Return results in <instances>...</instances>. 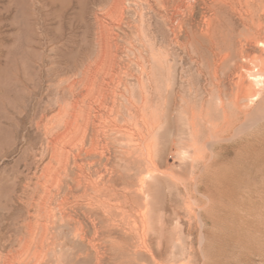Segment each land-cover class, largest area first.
<instances>
[{
    "label": "bare ground",
    "instance_id": "1",
    "mask_svg": "<svg viewBox=\"0 0 264 264\" xmlns=\"http://www.w3.org/2000/svg\"><path fill=\"white\" fill-rule=\"evenodd\" d=\"M93 3L101 7L94 13V51L89 44L77 48L74 35L62 33L43 59L49 99L35 119L42 136L34 158L41 156L42 177L56 185L34 199L37 214L31 217L37 220L27 223L26 244L31 250L36 241L32 256L16 253L12 264H65L68 239L55 238L68 233L93 264H120L126 248L135 256L153 255L151 185L170 180V169L160 163L168 153L159 140L168 122L161 105L168 110L181 99L179 119L193 135L194 161L203 157L204 123L212 131L214 157L220 122L244 120L264 132V0ZM158 72L167 74L166 85L159 84ZM188 76L195 79L186 82L192 103L179 95L187 87L178 77ZM164 90L170 100L156 101L152 93ZM28 147L35 145L29 140Z\"/></svg>",
    "mask_w": 264,
    "mask_h": 264
},
{
    "label": "rangeland",
    "instance_id": "2",
    "mask_svg": "<svg viewBox=\"0 0 264 264\" xmlns=\"http://www.w3.org/2000/svg\"><path fill=\"white\" fill-rule=\"evenodd\" d=\"M83 3L84 0H0V264H12L11 257L16 253L22 258L24 254L32 256L36 248V241L31 250L26 247L30 237L27 223L37 220L31 217L37 214L33 202L44 189L53 191L56 185L42 177L41 156L34 158L35 152L41 151L42 136L35 119L49 99L47 82L43 80L46 73L43 59L62 33L74 35L73 44L77 48L89 44L94 51V13L101 7L86 0L85 10ZM157 77L162 85L170 81L165 72H158ZM178 78L179 84L187 87L181 91L179 88V95L192 103L186 82L195 79ZM152 94L156 101L170 100V93L165 90ZM179 102L181 99L177 105L169 104L168 110L163 105L159 107L168 121L159 137L160 145L168 148L167 161L161 159L160 163L163 169H170V180L167 184L158 180L151 185L155 199L150 240L153 255L135 256L126 248L117 261L264 264V136H261L264 132H255L259 124L245 125L244 120L226 126L220 122L214 157L209 145L213 142L212 131L204 123L199 142L203 157L194 161L193 135L179 119L185 112ZM192 105L200 107L198 103ZM29 140L35 148L28 147ZM183 148L189 150L187 156H183ZM205 164L210 166L204 168ZM61 235L55 239L58 243L68 239L65 264L94 263L87 261L86 248L75 246L69 233ZM103 264L114 263L106 259Z\"/></svg>",
    "mask_w": 264,
    "mask_h": 264
}]
</instances>
